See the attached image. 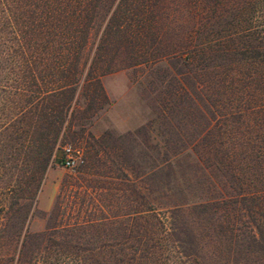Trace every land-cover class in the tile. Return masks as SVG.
Instances as JSON below:
<instances>
[{
  "label": "rangeland",
  "instance_id": "rangeland-1",
  "mask_svg": "<svg viewBox=\"0 0 264 264\" xmlns=\"http://www.w3.org/2000/svg\"><path fill=\"white\" fill-rule=\"evenodd\" d=\"M107 1L84 69L70 81L60 70H20L12 53L0 57V264H79L81 255L98 262L102 252L127 253L130 264H196L166 235L171 217L208 235L198 264H264V238H250L264 211L242 198L252 192L264 205V157L252 150L226 163L207 152L204 135L214 124L212 66L221 63L209 49L230 34L264 37V0H142L136 15H117L139 63L127 42L104 33L115 7L134 0ZM148 24L147 36H137ZM76 80L73 91L65 86ZM45 112L57 135L46 134ZM223 119L215 132L239 120ZM67 144L82 153L74 168L61 163ZM38 155L47 160L36 167Z\"/></svg>",
  "mask_w": 264,
  "mask_h": 264
},
{
  "label": "trees",
  "instance_id": "trees-1",
  "mask_svg": "<svg viewBox=\"0 0 264 264\" xmlns=\"http://www.w3.org/2000/svg\"><path fill=\"white\" fill-rule=\"evenodd\" d=\"M141 1L134 0L135 3H132L130 7L128 4L125 5L127 7H121L123 4L121 2L119 7H115L104 29L105 37L110 36L113 31L117 38H120L118 42L122 40L128 43L126 49H130L128 57L132 63L142 62L143 59L139 61L140 52H136L133 49L134 46H130L131 33L125 30L120 34L119 26L122 25L121 21L117 20V15L125 16L128 13L136 15ZM98 7L108 11L111 3L107 0H0V57L12 53L10 56L20 61V70L36 71L39 76L40 73L48 70H60L64 73V78L70 81L73 74H81L84 69L80 60L96 24ZM150 26L151 24L142 27L137 36L142 39L146 37L145 29L148 30ZM204 27L206 25L202 26L203 29ZM247 32L235 37L236 39L232 34L224 36L225 40H219V43L209 49L211 59L219 58L221 63H215L212 66L215 72L209 79V88H207L209 95L206 100L214 124L206 127L204 135H207L209 141L207 152L213 151L216 158L226 163L233 158H238L239 155L243 156L247 153L250 155L252 150L256 151L258 159L260 156L264 157V37L263 35L253 37ZM235 34L238 35V33ZM93 72V67L90 65L87 72L88 82L95 80ZM67 84L65 86L73 91L77 80ZM99 87L101 89V86ZM197 96L200 98V95ZM193 99L198 100L195 96ZM50 106L48 110L53 112L55 105ZM43 116L47 122L46 134L50 129V133L53 130L57 135V126L51 130L55 124L50 125L55 121L48 119V116L52 117V115L45 112ZM227 117L239 118V120L230 123L227 130L215 132L213 126L223 125V118L226 120ZM215 137L217 139H214ZM209 138H212L211 142ZM217 144L224 146L225 149L219 152ZM48 149L50 150V147ZM45 160H47L45 157L38 155L34 159V164L36 167L42 166ZM229 167L233 169L234 165L230 164ZM260 167L262 168V165ZM251 193L242 195L245 199L243 203L251 200L258 201L260 212L264 211L261 199ZM195 207L200 212L203 222L208 224L206 221L208 204L200 203ZM176 208L175 211H182V207ZM137 212L139 213V210ZM171 218V226H167L164 230L166 235L175 237L179 252L196 264L198 259L205 261L204 252L200 249L208 243V235L199 236L193 226L189 227L187 224L176 221V217ZM250 231L253 243L259 244L264 238V224L257 223L255 229ZM221 244L224 245V243ZM221 249L224 253L223 248ZM98 255V262L95 255H81L77 262L79 264H130L131 260L124 252H102Z\"/></svg>",
  "mask_w": 264,
  "mask_h": 264
},
{
  "label": "built area",
  "instance_id": "built-area-1",
  "mask_svg": "<svg viewBox=\"0 0 264 264\" xmlns=\"http://www.w3.org/2000/svg\"><path fill=\"white\" fill-rule=\"evenodd\" d=\"M82 161L80 149L67 144L62 147L61 163L66 168H74Z\"/></svg>",
  "mask_w": 264,
  "mask_h": 264
}]
</instances>
